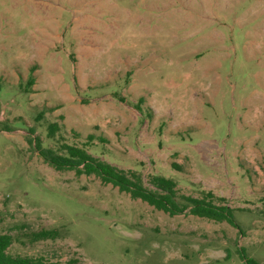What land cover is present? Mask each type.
<instances>
[{
    "label": "rangeland",
    "instance_id": "374dc122",
    "mask_svg": "<svg viewBox=\"0 0 264 264\" xmlns=\"http://www.w3.org/2000/svg\"><path fill=\"white\" fill-rule=\"evenodd\" d=\"M30 128L106 138L93 157L223 197L240 228L56 171ZM0 233L57 264H264V0H0Z\"/></svg>",
    "mask_w": 264,
    "mask_h": 264
},
{
    "label": "trees",
    "instance_id": "16d2710c",
    "mask_svg": "<svg viewBox=\"0 0 264 264\" xmlns=\"http://www.w3.org/2000/svg\"><path fill=\"white\" fill-rule=\"evenodd\" d=\"M36 66L30 68L31 75L27 85L32 87L36 83L33 75ZM139 111L141 108H137ZM44 116L40 112L37 121ZM57 122L48 125L47 137L53 139L59 132ZM35 130H28L27 140L34 144L35 150L43 161L56 171H74L76 176H96L104 185L112 184L121 193L128 194L131 199L141 200L159 211H164L171 216L184 213L190 208L192 215L206 218L215 222H227L233 227L240 228L235 220V209L225 203V198L217 197L212 192H207L202 198L187 195H179L177 182L172 178L162 175H152L148 178V185L143 176L135 170L121 169L102 159L93 157L88 148L95 144L96 139L107 143V139L90 134L82 144H69L60 142L57 147H44L39 136H35ZM63 140V139H62ZM31 243L46 240H56L61 236L58 228L41 229L27 234ZM14 237L10 233H0V264H57L47 258L12 255L9 252L14 243ZM239 258L244 264H263L249 257L245 250L239 249ZM67 264H79V260L71 259Z\"/></svg>",
    "mask_w": 264,
    "mask_h": 264
},
{
    "label": "crops",
    "instance_id": "0c3cea01",
    "mask_svg": "<svg viewBox=\"0 0 264 264\" xmlns=\"http://www.w3.org/2000/svg\"><path fill=\"white\" fill-rule=\"evenodd\" d=\"M35 84H36V83H35ZM35 84H34V85H35Z\"/></svg>",
    "mask_w": 264,
    "mask_h": 264
}]
</instances>
